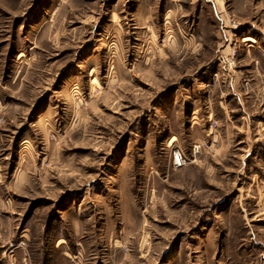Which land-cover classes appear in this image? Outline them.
Wrapping results in <instances>:
<instances>
[{
  "label": "rangeland",
  "instance_id": "rangeland-1",
  "mask_svg": "<svg viewBox=\"0 0 264 264\" xmlns=\"http://www.w3.org/2000/svg\"><path fill=\"white\" fill-rule=\"evenodd\" d=\"M0 264H264V0H0Z\"/></svg>",
  "mask_w": 264,
  "mask_h": 264
},
{
  "label": "built area",
  "instance_id": "built-area-1",
  "mask_svg": "<svg viewBox=\"0 0 264 264\" xmlns=\"http://www.w3.org/2000/svg\"><path fill=\"white\" fill-rule=\"evenodd\" d=\"M199 145H195L194 146V154L199 152ZM172 156H173V164L175 166H181L182 164H184L185 158L183 155V152L179 149V148H173L172 150Z\"/></svg>",
  "mask_w": 264,
  "mask_h": 264
},
{
  "label": "crops",
  "instance_id": "crops-1",
  "mask_svg": "<svg viewBox=\"0 0 264 264\" xmlns=\"http://www.w3.org/2000/svg\"><path fill=\"white\" fill-rule=\"evenodd\" d=\"M253 35H251V34H248V33H242V36H241V40L243 41V39L245 38V37H248L250 40H248V41H251L252 40V37ZM245 44V46H247L248 47V51H250L252 48H254L255 47V44H252L251 42H247V41H243ZM259 47V46H258Z\"/></svg>",
  "mask_w": 264,
  "mask_h": 264
}]
</instances>
